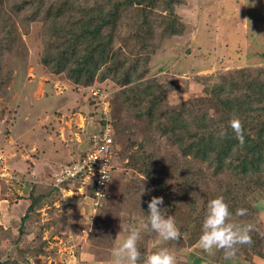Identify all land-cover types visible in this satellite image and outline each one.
I'll return each mask as SVG.
<instances>
[{
	"label": "rangeland",
	"instance_id": "374dc122",
	"mask_svg": "<svg viewBox=\"0 0 264 264\" xmlns=\"http://www.w3.org/2000/svg\"><path fill=\"white\" fill-rule=\"evenodd\" d=\"M44 1L42 15L34 22L25 13H15L9 0L4 2L0 17V24L7 21L15 27L14 37L0 42V264H111L113 248L127 235L121 224L127 226L128 217L141 206L140 193L131 197L128 192L146 181L128 158L122 159V152L138 150L145 139V155H151L153 162L170 175L174 170L169 167L189 164L192 169L188 172L197 175L208 190L216 189L217 178L223 182L232 177L227 165L216 178L213 156L203 161L184 155V148L194 142L193 134L199 139L204 131L192 123L194 118L207 112V126L215 125L209 123V117L217 116L220 102L211 92L212 85L244 69L254 75L256 69L264 68V31H260L264 30V0H188L186 6L176 9L185 20L194 17L189 5L203 3L193 18V29L162 43L156 30H152L153 37L152 31L138 35L126 23L129 15L124 16V21L107 31L108 39L124 63L133 58L137 69H147V74L124 85L112 78L102 79L103 68L88 86L43 64L46 29L51 32L60 21L47 14L51 1ZM67 2L75 22L76 14L90 16L108 8L105 0ZM258 3L260 7H256ZM70 18L66 15L61 21L71 23ZM260 20L255 29L253 23L259 25ZM61 33L51 35L57 48L65 42L63 33L68 30ZM148 40L150 44L144 48ZM130 86L145 96L141 102L139 98L124 101L123 91ZM226 86L227 91L233 88ZM147 96L162 100L151 115ZM105 119L114 127L119 151L114 155L116 166L106 199L102 206H95L91 190L86 197L82 189L55 184L65 166L88 150L87 138ZM172 123L185 135L180 138L185 141L183 149L173 142L174 146L162 131H155L164 125L172 129ZM153 131L154 136H149ZM33 159L40 160L37 169L32 166ZM125 201L135 210L127 208ZM31 204L34 208L28 211ZM84 204L89 206L84 209ZM240 209L245 210L244 215L232 216L231 222L253 227L262 241L257 251L260 255L248 248L228 260L223 251L205 253L198 239L205 214L202 209L199 216L189 211L165 213L180 230L181 238L176 241H164L145 228L138 241L141 256L167 249L175 253L177 264H264V182L248 192ZM26 214L29 219L22 221ZM39 247L42 251L36 253L34 249Z\"/></svg>",
	"mask_w": 264,
	"mask_h": 264
},
{
	"label": "trees",
	"instance_id": "16d2710c",
	"mask_svg": "<svg viewBox=\"0 0 264 264\" xmlns=\"http://www.w3.org/2000/svg\"><path fill=\"white\" fill-rule=\"evenodd\" d=\"M5 1L0 0V17ZM9 1H12L13 4L10 7L15 9V13H25L29 20L33 22L42 15L44 3L46 2L44 0ZM48 1H51L47 10L48 15L55 20L60 18V21L66 15L71 16V23L69 20H66L67 22L56 21L51 32L46 29L48 36L45 40L47 41L45 43L47 47L42 58L43 64L50 67L55 73L66 72L70 80L85 86L92 84L103 68L102 79L106 77L112 78L120 83L122 82L124 85L130 84L132 81L147 74V69L142 72L137 69L138 64L133 58L124 63L119 58L120 51H115L113 42L108 39L107 31L115 23L124 21V16L129 15L126 23L134 31L136 29L138 35H141L142 32L147 35L148 31L156 30L162 43L167 39L182 37L189 32V29H193V18L196 15L195 12L193 13L189 9L190 15H194V17L191 16L192 19L186 18L185 20L176 12L177 8L186 6L188 0H105L108 7L107 11L94 13L90 16L76 14L75 22L73 16L75 13L72 11L73 8L69 7L70 4L67 0ZM44 16L46 15L44 14ZM54 27L55 29L53 30ZM14 28L7 21L3 25L0 24V42L5 43L7 39H12L15 35ZM63 29L68 30L66 35L63 33ZM59 30L64 34L61 33L65 38V42L61 47L57 48L55 45L57 43L55 41L56 38L51 37V35L55 31L58 33ZM153 31L150 34L152 37L154 36ZM149 44L150 41L148 40L143 44V47L145 48ZM122 55L124 56V54ZM129 62L135 63L129 64ZM245 70L235 72L229 75L228 78L225 77L226 79L224 78L225 80L223 79L224 81H221L220 84L212 85L211 92L214 93L215 98L220 102L218 103L217 101V116L209 117L211 119L209 123H214L215 125L207 126L205 122L207 116H209L207 112L194 118L193 120L196 122L192 123L198 124V127L204 131L199 139H196L199 136L198 134H193L191 140L193 139L194 142H189L188 149L184 148L185 141L180 140L182 136L185 137L183 131L176 127L175 124L172 123V129L168 125H164L162 128L160 126L155 130V124L153 126L157 133L162 131L164 136H169V141L174 146L176 144L182 149L184 148V155H193L203 161L213 156L217 162L215 166L217 174L214 172L215 177L227 165L228 168L231 167L230 175L232 177L229 181L220 182V179L216 177L218 181V185L215 186L216 189L208 190L206 186H202L197 175L195 176L193 173L188 172L189 169H192L191 166L189 164L186 166L182 165L181 162L169 167L175 172L170 175L167 169L161 167L157 162H153L151 155H145L144 145L146 140L144 139L140 142L138 150L132 151L130 154L125 151L124 155L122 152V159L128 158V162L132 167L138 170L147 181L141 184L139 182L140 186L137 184L139 188L136 187L128 192L131 197L140 193L139 203L141 206L135 210L130 202L127 203L125 201L128 205L127 208L131 211L135 210L133 215L128 217L127 226L137 227L141 233L144 232L145 228L143 225L147 221V202L152 196L163 197L162 207H165V211L168 213L175 214L179 211H189L198 216L202 209L205 210L209 199L221 196L228 203L233 213L232 216H235L236 210L243 207L248 192L264 182V68L256 69L254 75H251V70ZM227 84L233 88L227 91ZM137 91L139 90L136 88L132 89L131 86L124 89V101H132L139 98V102H141L145 96L139 95ZM237 91L243 93L244 96L239 95ZM150 96L152 97L151 92ZM158 100L162 101L160 98ZM158 100L150 99L148 101V104L151 105L148 106L149 115L154 113L155 106L159 103ZM235 113H237V118L241 122L244 136L243 143L236 139L232 130L228 127V121L235 117ZM190 115L192 116V112H190ZM180 119H184V117L180 116ZM152 120L155 122V117ZM178 126L181 125L179 124ZM221 129L225 131L223 137L219 134ZM155 131L152 134L150 133L149 136H154ZM114 137L118 145L115 133ZM117 149L116 147L114 155L119 151ZM62 184L63 187L71 188L74 191L80 185L79 182L72 181H66ZM143 188L145 191L141 194ZM85 189H88L87 186H85ZM46 196L50 198L49 196L51 195ZM85 196H89L88 190L85 192ZM32 206L33 204L29 206L28 211L34 208ZM28 219L29 216L26 214L22 221H27ZM198 230L201 231V227H198ZM253 231L252 227L250 231L251 242L238 246L236 253L247 250L246 248L251 250L252 253L254 252V254L257 253L256 255L262 253L260 252L259 254L257 252L261 248L262 241L255 236ZM34 251L38 253L42 251V247L35 248ZM221 251L215 250V252Z\"/></svg>",
	"mask_w": 264,
	"mask_h": 264
},
{
	"label": "clouds",
	"instance_id": "9594fccd",
	"mask_svg": "<svg viewBox=\"0 0 264 264\" xmlns=\"http://www.w3.org/2000/svg\"><path fill=\"white\" fill-rule=\"evenodd\" d=\"M228 127L236 139L243 143L244 136L239 119H230ZM219 134L223 137L225 135L224 129H221ZM103 179L107 178L104 176ZM144 191L143 188L141 194ZM162 205V196L151 197L147 202V221L143 227L150 229L164 241H176L181 238L180 230L174 219L165 214L166 209ZM244 211V209H237L235 215H243ZM232 215L233 213L223 197L216 196L207 201L199 237L200 248L205 253L211 254L214 250H222L224 258L228 260L236 254L238 246L251 242V226L232 223ZM121 229V231H127V235L113 248L111 264H177L175 253L167 249H160L142 257L138 248L140 229L122 224Z\"/></svg>",
	"mask_w": 264,
	"mask_h": 264
},
{
	"label": "built area",
	"instance_id": "2783aa9c",
	"mask_svg": "<svg viewBox=\"0 0 264 264\" xmlns=\"http://www.w3.org/2000/svg\"><path fill=\"white\" fill-rule=\"evenodd\" d=\"M114 138V127L109 120L105 119L104 124L99 123L98 129L90 135L88 150L65 166L55 185L60 186L66 181L79 182L80 187L77 190L83 191L90 184L94 205L102 206L116 166L113 161L117 147ZM104 176L107 179H103Z\"/></svg>",
	"mask_w": 264,
	"mask_h": 264
},
{
	"label": "crops",
	"instance_id": "0c3cea01",
	"mask_svg": "<svg viewBox=\"0 0 264 264\" xmlns=\"http://www.w3.org/2000/svg\"><path fill=\"white\" fill-rule=\"evenodd\" d=\"M202 1H206V0H202ZM189 3H190V1H189ZM203 3L202 2H200V6H199V3L197 4V6H196V3L195 2H193L192 3V5H189L190 7H192L191 9H192V12L194 13L195 12V16H197L198 15V13H197V9L198 10H201V5H202ZM203 7V6H202ZM256 7H260V4L258 3L257 4V6ZM200 14V13H199ZM258 19L256 18V20H255V22L257 21ZM260 24L258 25L257 23H253V27L255 28V29H257V27H259L260 25H261V20H260V22H259ZM260 31H264V30H261L260 29ZM95 129V128H94ZM93 129V130H94ZM98 128H96L95 130H97ZM94 130V131H95ZM91 135V134H90ZM89 139H90V136L87 138V142H86V144H89ZM84 140V139H83ZM83 143H84V141L80 144V147H82L83 146ZM85 144V145H86ZM88 146H86V148H87ZM38 163H40V160H38V159H33V164H32V166H33V168L34 167H36V169H37V165H38ZM35 176H37L38 177V172H36L35 173ZM88 189H84L83 190V192L82 193H84L85 194V192L88 190V191H90L91 190V193H92V189H91V187H87ZM83 194V195H84ZM81 198H82V196H80ZM68 198H66L65 200L66 201H68L69 203L72 201V200H67ZM83 199V198H82ZM83 207H84V209H85V207H86V205L84 204L83 205Z\"/></svg>",
	"mask_w": 264,
	"mask_h": 264
}]
</instances>
